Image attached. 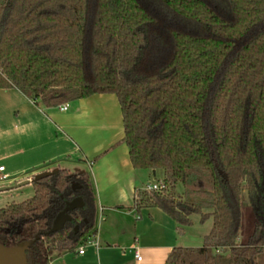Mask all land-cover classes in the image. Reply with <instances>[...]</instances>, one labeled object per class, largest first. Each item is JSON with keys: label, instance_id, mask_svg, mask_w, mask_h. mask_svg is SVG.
Returning <instances> with one entry per match:
<instances>
[{"label": "trees", "instance_id": "trees-1", "mask_svg": "<svg viewBox=\"0 0 264 264\" xmlns=\"http://www.w3.org/2000/svg\"><path fill=\"white\" fill-rule=\"evenodd\" d=\"M12 86L46 106L116 94L133 166L162 169L167 184L140 191L137 207L180 225L213 219L201 245L173 246L165 264H212L224 247L230 264H264V0H0V87ZM179 183L201 197L181 198ZM31 184L0 207V244L34 239L25 264H48L94 230L93 185L67 168ZM243 201L256 222L239 242Z\"/></svg>", "mask_w": 264, "mask_h": 264}, {"label": "crops", "instance_id": "crops-1", "mask_svg": "<svg viewBox=\"0 0 264 264\" xmlns=\"http://www.w3.org/2000/svg\"><path fill=\"white\" fill-rule=\"evenodd\" d=\"M67 103L66 109L46 106L16 86L0 87V176L8 174L4 180L17 183L59 168L87 171L91 177L96 216L94 230L86 236L97 243H87L79 253L82 238L74 248L54 251L48 264H165L173 246L201 245L184 238L194 224L191 214L192 224L180 225L159 206L137 207L144 185L164 174L160 168L133 166L116 94L96 92ZM210 218L213 222L212 216L200 221L199 215V222ZM211 226L196 241L202 243Z\"/></svg>", "mask_w": 264, "mask_h": 264}, {"label": "rangeland", "instance_id": "rangeland-1", "mask_svg": "<svg viewBox=\"0 0 264 264\" xmlns=\"http://www.w3.org/2000/svg\"><path fill=\"white\" fill-rule=\"evenodd\" d=\"M28 172V171H27ZM25 175V173H24ZM21 177V174L18 176ZM16 181H7L2 180L0 181V184H10L15 183ZM181 198L186 200H195L197 197H201L197 191L189 188L184 187L183 185H179V191L177 190ZM33 194V187L31 184H22L20 186L13 187L7 190L0 191V207L13 202V201H20L23 200ZM209 210L210 208H206V210ZM242 217H241V227L239 229V239H241L240 242H244L247 239V236L252 232L253 227L255 225L256 219L253 214V211L251 207L245 202H242ZM191 218L194 220L193 227H187L186 235L184 238H189L192 241L191 242H197L193 244H201L198 240L199 235L202 231L206 230L208 228V225L211 226L212 220L211 218L209 220H206L205 222L201 223L199 222V213H192ZM202 241V240H201ZM239 241V240H238ZM214 257H213V263L212 264H230L231 263V256L229 253L228 247H224L222 249H214ZM259 260L264 263V251L260 254Z\"/></svg>", "mask_w": 264, "mask_h": 264}, {"label": "water", "instance_id": "water-1", "mask_svg": "<svg viewBox=\"0 0 264 264\" xmlns=\"http://www.w3.org/2000/svg\"><path fill=\"white\" fill-rule=\"evenodd\" d=\"M38 174H41V173H38ZM30 180L31 179L26 178L12 185H2L0 186V190H5L8 188L20 186L22 184L28 183ZM244 192H246V189H244ZM245 198H246V202L248 203L247 197ZM80 203H81V200L79 197H75L71 201H69L68 204L64 207V209H62L55 216L51 230L61 227L65 219L69 218L68 214L65 212L67 208L80 204ZM33 240L34 239L27 240L21 243L20 245L11 246V247H6L0 244V264H25L24 248L30 245L33 242Z\"/></svg>", "mask_w": 264, "mask_h": 264}, {"label": "built area", "instance_id": "built-area-1", "mask_svg": "<svg viewBox=\"0 0 264 264\" xmlns=\"http://www.w3.org/2000/svg\"><path fill=\"white\" fill-rule=\"evenodd\" d=\"M68 106V103L67 102H63L61 104L58 105V108L59 109H66ZM4 169V165H0V170H3ZM22 172V169L18 170V174L16 175L17 178H19L18 176L20 175L19 173ZM25 175H23L24 177ZM33 177V176H32ZM32 177H27L29 179H31ZM8 178V174L7 173H2V175L0 176V179L1 180H4ZM167 188V184L166 182L164 181V179H156L154 181H151V182H148L144 185L143 189H155V190H164ZM87 243H94L96 244V240L92 239V238H89V237H85L83 238V243H81L79 246H78V252L79 253H82L84 251V247ZM132 247H135L134 245H132ZM134 255L137 259H140L141 258V254L139 253L138 249L135 248L134 250Z\"/></svg>", "mask_w": 264, "mask_h": 264}]
</instances>
